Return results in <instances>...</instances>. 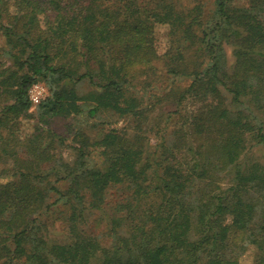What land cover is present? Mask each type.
<instances>
[{
  "label": "trees",
  "instance_id": "trees-1",
  "mask_svg": "<svg viewBox=\"0 0 264 264\" xmlns=\"http://www.w3.org/2000/svg\"><path fill=\"white\" fill-rule=\"evenodd\" d=\"M157 24L170 30L163 54ZM0 36V166L11 164L0 170V264H264V164L241 161L250 141L264 144V0H0ZM160 59L191 79L175 105L188 124L170 140L162 131L151 149L142 125L95 139L79 129L84 115H143L133 82ZM36 81L49 95L33 105ZM63 119L76 122L60 133ZM119 184L132 195L115 211L128 213L108 218L103 247L90 217ZM54 212L69 242L41 235Z\"/></svg>",
  "mask_w": 264,
  "mask_h": 264
},
{
  "label": "rangeland",
  "instance_id": "rangeland-1",
  "mask_svg": "<svg viewBox=\"0 0 264 264\" xmlns=\"http://www.w3.org/2000/svg\"><path fill=\"white\" fill-rule=\"evenodd\" d=\"M214 0H186V4H192L194 2H202L207 8L211 7ZM243 3V0H239ZM44 26V24L42 25ZM156 34L159 53L163 54L170 40V30L168 25L157 24ZM4 43V37L0 36V45ZM1 59V58H0ZM168 60L160 59L155 63V67L152 70H146L138 72L133 82L132 92L142 99V107L144 113L137 120L135 118L119 117L116 114L104 113L100 118L81 116L77 122L79 129L88 134L89 137L95 139L102 133L106 132L108 128L118 127L119 129L125 128L130 135H135L136 130L142 125L144 138L146 145L151 149L155 145L159 144L163 139L161 138L162 131L168 134V139H171L173 130L181 127V124L186 121L188 124V115L185 112H181V109L176 108V99L185 88L189 85L191 79L189 77H182L175 79L169 74ZM233 61L231 55L229 58V64ZM194 64L187 61L184 65V70L187 72L192 71ZM80 93H87L91 90V86L88 83H80L78 85ZM192 103L187 105L189 109H194ZM186 111V110H185ZM72 119V118H70ZM63 119L57 120L54 126L60 133L68 130V124L70 122H76L75 120ZM32 124L28 121H24L23 130L30 131ZM76 129V128H75ZM68 133V132H67ZM164 134V135H165ZM64 158L69 159L73 155L74 151L69 147L63 150ZM71 154V155H70ZM96 157L99 156L95 153ZM60 156V155H59ZM242 164L250 165L254 162L264 164V144H258L255 140L249 142V147L242 156ZM11 165V164H10ZM9 164L0 166V170L4 168H10ZM132 195V189L128 186L119 184L111 186L106 195V203L104 204L105 213L97 211L90 218L88 231L93 235H98L102 246L109 247L111 245V232L108 225V218L114 217L116 214L120 216L128 212L117 213L116 207L120 204H124L128 201ZM67 221L62 217L53 213L52 216L48 215L44 217V222H41V235L48 241V243H65L69 242L70 236L68 234ZM245 264H251V257L246 255L243 260Z\"/></svg>",
  "mask_w": 264,
  "mask_h": 264
},
{
  "label": "built area",
  "instance_id": "built-area-1",
  "mask_svg": "<svg viewBox=\"0 0 264 264\" xmlns=\"http://www.w3.org/2000/svg\"><path fill=\"white\" fill-rule=\"evenodd\" d=\"M49 95V88L43 81H36L28 88V96L33 105H37Z\"/></svg>",
  "mask_w": 264,
  "mask_h": 264
}]
</instances>
